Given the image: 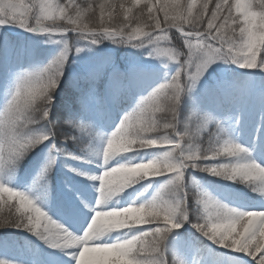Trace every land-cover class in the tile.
Returning <instances> with one entry per match:
<instances>
[{
  "label": "snow or ice",
  "instance_id": "snow-or-ice-1",
  "mask_svg": "<svg viewBox=\"0 0 264 264\" xmlns=\"http://www.w3.org/2000/svg\"><path fill=\"white\" fill-rule=\"evenodd\" d=\"M5 207L0 264H264V0H0Z\"/></svg>",
  "mask_w": 264,
  "mask_h": 264
},
{
  "label": "rangeland",
  "instance_id": "rangeland-1",
  "mask_svg": "<svg viewBox=\"0 0 264 264\" xmlns=\"http://www.w3.org/2000/svg\"><path fill=\"white\" fill-rule=\"evenodd\" d=\"M79 1H80L81 3L84 2V0H79ZM97 2H98V0H97ZM13 34H15V31L13 32ZM121 51H122V52H121ZM121 51L117 50V51L113 52V56H114L115 58H118V57L120 56V54H123L124 57H123V59H122V62H123V63H127V57L125 56L124 50L121 49ZM7 212H8V209H7L6 207L3 208L2 210H0V214H7Z\"/></svg>",
  "mask_w": 264,
  "mask_h": 264
},
{
  "label": "trees",
  "instance_id": "trees-1",
  "mask_svg": "<svg viewBox=\"0 0 264 264\" xmlns=\"http://www.w3.org/2000/svg\"><path fill=\"white\" fill-rule=\"evenodd\" d=\"M78 2H80L79 0H78ZM109 47L111 48V47H113L112 45H109ZM119 51H121V50H119ZM122 52V51H121ZM120 56H124L123 54H120ZM8 236H9V238H18L17 237V234H15V232H14V230H11L10 232H9V234H8ZM3 238V236H2V234H0V239H2ZM221 251H223V250H221ZM9 255H14V253H9Z\"/></svg>",
  "mask_w": 264,
  "mask_h": 264
}]
</instances>
